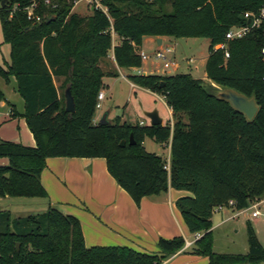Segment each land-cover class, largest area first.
<instances>
[{
	"label": "trees",
	"instance_id": "obj_1",
	"mask_svg": "<svg viewBox=\"0 0 264 264\" xmlns=\"http://www.w3.org/2000/svg\"><path fill=\"white\" fill-rule=\"evenodd\" d=\"M31 1L6 0L0 7L4 41L10 44V59L0 60V75L15 78L24 100L22 114L36 138L30 145L0 137V157L8 158L0 162V196L49 197L41 180L48 156H102L136 202L169 186L191 192L176 200L189 231L202 232L190 252L207 255L209 264H264V244L251 221L246 252L215 250L212 229L218 205L242 209L264 198V27L226 38L230 26L246 23L244 12L259 10L264 0H103L108 13L94 7L90 15L73 10L75 0H57L54 7L40 1L36 10L43 17L35 23L23 8ZM16 2L21 7L10 16ZM145 35L209 38L206 77L130 73L133 82L164 95L173 109V125L121 122L119 117L96 122L107 74L101 59L113 50L119 66H141ZM221 41L227 57L224 48L214 47ZM210 79L255 95V116L249 119L218 97ZM69 85L72 112L61 92ZM0 98H5L1 89ZM147 136L170 142L169 167L161 154L146 149ZM185 244L178 234L159 237L160 253L121 244L88 246L80 219L55 206L13 218L10 209H0V264H161Z\"/></svg>",
	"mask_w": 264,
	"mask_h": 264
},
{
	"label": "crops",
	"instance_id": "obj_2",
	"mask_svg": "<svg viewBox=\"0 0 264 264\" xmlns=\"http://www.w3.org/2000/svg\"><path fill=\"white\" fill-rule=\"evenodd\" d=\"M159 36L161 37L160 41H158ZM173 37L171 35H145L141 47L144 49L147 42L159 47L164 45L167 39ZM111 51L110 55L114 58L113 50ZM199 56H201L198 58L202 61V65L205 66L208 53L205 55L201 53ZM190 58L195 62V67L200 65L194 55ZM175 65L178 66V63L176 62ZM113 68L126 76L129 74V68L119 66L115 58L113 59ZM140 70L144 74L169 73L159 68L149 69L145 59H143ZM206 75L205 71L200 77H206ZM55 81L56 84L60 83L59 79ZM103 81L106 84L104 77ZM7 82H14L16 89L14 77ZM131 84L133 86L138 85L133 81ZM0 89L5 94V98H0V120H8L9 123L15 124L18 129V131L14 130L15 135L13 137H5L1 133L0 127L2 138H13V140L35 145L36 138L28 126L26 117L22 114L24 100L20 108L16 102L8 99L6 92L1 87ZM101 90H104V86ZM166 105L169 119L165 121L163 118V123L169 121L173 125V109L167 102ZM164 144L169 148V160L166 158L169 167L171 144L170 142ZM7 161V157H0V162L6 163ZM41 180L49 193V205L58 207L64 213L74 214L80 219L85 242L88 246L121 244L130 245L150 253H160L158 245L160 236L172 237L181 234L186 239L185 246L164 258L161 264H209L207 255L189 251L190 243L188 244V241L193 242L202 235V232L193 233L189 231L176 203L179 196L191 194L189 190L169 186L165 192L143 196L140 202H136L111 174L106 158L102 156H48L46 166L41 173ZM263 201L264 198L257 203L261 204ZM56 204L60 205L56 206ZM250 209L252 210L253 207ZM244 212H240L233 206L215 208L212 215L213 233L234 219L238 221L239 225H245L248 221L252 222L257 219V216H252L251 212L241 217ZM218 213L221 214L217 216ZM235 231H239V227Z\"/></svg>",
	"mask_w": 264,
	"mask_h": 264
},
{
	"label": "rangeland",
	"instance_id": "obj_3",
	"mask_svg": "<svg viewBox=\"0 0 264 264\" xmlns=\"http://www.w3.org/2000/svg\"><path fill=\"white\" fill-rule=\"evenodd\" d=\"M73 10L82 15H90L92 12L87 0H77ZM114 40H119V36L115 35ZM209 43V39L205 37H173L172 39H167L164 46L168 44L175 48V51L170 53V55L172 56V60L178 63V66L174 63L169 66H164L163 60H156L154 58V52L158 47L153 46V43L147 42L144 50L150 54V57L145 58L146 66L149 69L159 68L160 70H165L169 73L191 72L200 77L205 72V66L202 65V61L198 57H201L199 56L201 53L202 55L208 53ZM111 52L112 51H110L109 55L102 58L100 62L102 68L107 73L104 76L106 81V84H104L106 97L102 100V106L97 108L95 121L98 122L101 116L107 112L109 121H115V119L119 117L121 122L128 121L135 123L143 120L145 123H149L150 118L146 115V111L155 108L159 110L165 121L168 120L169 112L162 93L155 92L139 84L133 86L131 84V81L133 80L129 76L114 70V58L110 55ZM193 55L196 58L197 63H200L198 67L194 66L195 62H193L190 58L193 57ZM5 59H10V44L4 41L0 21V60L4 63ZM5 66H7V64H5ZM132 69L140 70L141 66L129 68V74L135 73ZM113 72L116 73L112 74ZM59 84H61V80ZM0 87L6 92L8 99L16 102L21 108L23 97L14 88V82H7L5 78L0 75ZM64 91L65 89L61 88V92L64 93ZM0 127L1 133L5 135V137H13L15 135L13 133L14 130L18 131L17 126L9 123L8 120H0ZM1 133L0 137L2 138ZM144 145L147 150L159 153L165 159L169 158V148L164 143L156 140L154 137L147 136L144 140ZM49 202V197L7 195L0 196V209H10L13 218L16 216L43 211L49 206ZM58 205L60 204H56V206ZM258 207L263 209L264 201L259 204ZM251 211V209H248L247 212L241 214V217ZM220 214L218 213L217 216ZM256 218V220L252 221V225L254 226L260 241L264 244V216H257ZM237 227H239V231H235ZM247 247V224L239 225L238 221L234 219L214 231V248L217 251L245 252L247 251Z\"/></svg>",
	"mask_w": 264,
	"mask_h": 264
},
{
	"label": "built area",
	"instance_id": "obj_4",
	"mask_svg": "<svg viewBox=\"0 0 264 264\" xmlns=\"http://www.w3.org/2000/svg\"><path fill=\"white\" fill-rule=\"evenodd\" d=\"M40 1H42L44 4L48 5V6H56L57 5V0H32L29 4L25 5L23 8L26 10L27 12V17L28 19H30L33 23L42 20L43 15L37 11L36 9L39 7V3ZM88 1V5H90L91 8H100L103 11H105L106 13H108V6L103 2V0H87ZM77 2V0H75V3ZM2 0H0V7L2 6ZM21 7L19 2L14 3V5L12 6V8H10V16L13 15L14 11ZM244 16L247 19L246 23H242V24H233L232 26H230V28L226 31V38L227 39H234V38H239L242 37L244 35H246L248 32H250L254 27H258V26H263L264 27V2L263 4L260 6L259 10L254 11V10H246L244 12ZM214 47L217 48H224L225 49V56H229V51L226 48V42L221 41L218 42L214 45ZM174 52V47L170 46V45H161L159 46L155 52H154V58L156 60H163L164 66H169L172 63H176V61L172 60V56L170 55V53ZM141 57L143 59L150 57V54L145 51L144 49H141L140 51ZM261 54H262V58L264 60V44L261 48ZM105 97V92L104 90H100L98 93V101H97V108H99L100 106H102V100ZM141 123H144L143 120H141ZM231 204L233 203L232 200L229 201ZM258 202V201H257ZM253 203L252 205L242 208V209H238L240 212H244L247 211L248 209H250L251 207H253L252 211H251V215L256 217V216H264V208L261 209L260 207H258L259 203ZM225 205L221 204L218 205L216 208L220 209L223 208ZM191 244L192 242L188 241V244Z\"/></svg>",
	"mask_w": 264,
	"mask_h": 264
},
{
	"label": "water",
	"instance_id": "obj_5",
	"mask_svg": "<svg viewBox=\"0 0 264 264\" xmlns=\"http://www.w3.org/2000/svg\"><path fill=\"white\" fill-rule=\"evenodd\" d=\"M6 0H2V4L5 3ZM51 16L50 18H53ZM161 37H158V41H160ZM135 73H140L139 69L133 70ZM212 85L215 87V94L230 102V104L238 111L244 113L249 119H252L258 111L259 104L255 95H247L244 92H241L233 87L223 86L213 80H209ZM163 84V82H162ZM66 96V109L69 112L75 110V99L72 93L70 85L65 89ZM146 115L150 118V123L159 124L163 123V117L160 115L159 110L157 108L146 111ZM100 122L102 124L108 122V113L105 112L101 118ZM131 143H134L133 136H131ZM121 144H125V140L121 141ZM17 248L19 249V243H17Z\"/></svg>",
	"mask_w": 264,
	"mask_h": 264
}]
</instances>
